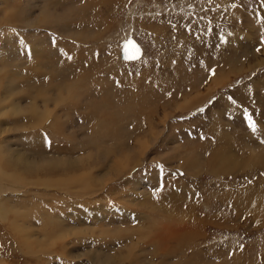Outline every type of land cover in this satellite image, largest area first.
Returning <instances> with one entry per match:
<instances>
[{
  "label": "rangeland",
  "instance_id": "1",
  "mask_svg": "<svg viewBox=\"0 0 264 264\" xmlns=\"http://www.w3.org/2000/svg\"><path fill=\"white\" fill-rule=\"evenodd\" d=\"M0 154V264H264V0H0Z\"/></svg>",
  "mask_w": 264,
  "mask_h": 264
},
{
  "label": "water",
  "instance_id": "2",
  "mask_svg": "<svg viewBox=\"0 0 264 264\" xmlns=\"http://www.w3.org/2000/svg\"><path fill=\"white\" fill-rule=\"evenodd\" d=\"M131 42V43H129ZM122 46L120 54L121 58L126 61L137 60L141 56V49L138 44L132 40Z\"/></svg>",
  "mask_w": 264,
  "mask_h": 264
},
{
  "label": "bare ground",
  "instance_id": "3",
  "mask_svg": "<svg viewBox=\"0 0 264 264\" xmlns=\"http://www.w3.org/2000/svg\"><path fill=\"white\" fill-rule=\"evenodd\" d=\"M235 38V37H234ZM129 42V41H128ZM128 42H125L123 45H125V44H127ZM122 45V46H123ZM123 60V59H122ZM125 62H129V61H126V60H124ZM135 60H131L130 62H134ZM10 101V100H9ZM14 107V106H13ZM30 107V106H29ZM31 107H33V106H31ZM45 107V106H44ZM34 112H36V110L34 109L33 110ZM33 114V113H32ZM48 115V114H47ZM1 155V154H0ZM55 161V160H54ZM18 163V162H17ZM26 163V162H25ZM50 165V164H49ZM48 165V166H49ZM60 166V165H59ZM3 170H5L4 168H2ZM2 169L0 168V179H2V178H4V176L5 175H7L8 173H4L3 171H2ZM33 170V169H32ZM20 171V170H19ZM14 173V172H13ZM32 173V172H31ZM54 173V172H53ZM13 176H16L17 177V175L14 173V174H12ZM6 177V176H5ZM7 177H8V175H7ZM4 179H7V178H4ZM9 180H11V179H9ZM15 180H16V178H15ZM23 181V180H22ZM24 184V183H23ZM52 184V183H51ZM4 213V212H3ZM30 238V237H29ZM29 240V239H28ZM28 244V243H27ZM21 245H22V243H21ZM28 246H30L29 244H28Z\"/></svg>",
  "mask_w": 264,
  "mask_h": 264
},
{
  "label": "snow or ice",
  "instance_id": "4",
  "mask_svg": "<svg viewBox=\"0 0 264 264\" xmlns=\"http://www.w3.org/2000/svg\"><path fill=\"white\" fill-rule=\"evenodd\" d=\"M129 43H131V42H129ZM229 99H231V97H229ZM248 126H249V128L252 129L253 132L256 131L255 124L253 123V121L251 120V118L248 119Z\"/></svg>",
  "mask_w": 264,
  "mask_h": 264
}]
</instances>
